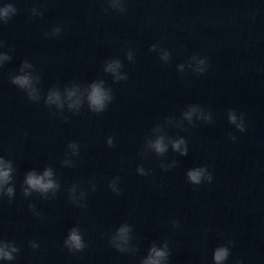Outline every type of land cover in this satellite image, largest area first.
Instances as JSON below:
<instances>
[{
  "label": "clouds",
  "instance_id": "1",
  "mask_svg": "<svg viewBox=\"0 0 264 264\" xmlns=\"http://www.w3.org/2000/svg\"><path fill=\"white\" fill-rule=\"evenodd\" d=\"M3 15L7 16L8 15V9H5ZM19 83L23 84V83H26V80L22 79V80H19L18 81ZM93 103L95 104H100L101 103V96H100V93L98 90L94 91V94H93ZM234 120V118H233ZM244 129L241 128V131H243ZM157 150H162L159 146V144L157 145ZM4 176H7V173H3ZM191 179L194 181V182H198L199 181V174L198 173H191ZM28 183L30 185H32L33 187H36V186H39L40 188H48V187H51L52 185L49 183V184H43L41 183V181L39 179H36V178H32V177H29V180H28ZM71 240L74 242V244L77 246V247H80V238L73 234L72 237H71ZM157 256L159 255H162V253H156ZM223 255H224V252L223 251H220L216 254V259L217 260H220L223 258ZM10 258V257H9Z\"/></svg>",
  "mask_w": 264,
  "mask_h": 264
}]
</instances>
